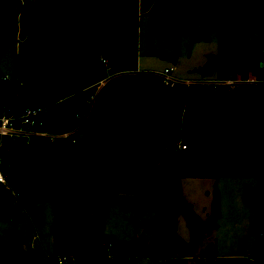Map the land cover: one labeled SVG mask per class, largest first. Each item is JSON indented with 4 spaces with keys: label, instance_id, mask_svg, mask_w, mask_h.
<instances>
[{
    "label": "trees",
    "instance_id": "trees-1",
    "mask_svg": "<svg viewBox=\"0 0 264 264\" xmlns=\"http://www.w3.org/2000/svg\"><path fill=\"white\" fill-rule=\"evenodd\" d=\"M190 1L182 0L172 5L180 7ZM210 1L199 0V4L205 6ZM138 2L58 0V12L62 18L57 22H32L31 30L37 34L62 35L82 25L83 35L74 41L50 37L35 40L33 46L43 52L20 56L19 63L24 72L22 86L16 81L5 89L0 86V104H15L17 108H22L38 101L52 103L62 97L81 95L75 88L51 78L47 67L62 61L72 68L98 63L100 56L108 52L109 40L118 42L119 50L124 49L132 39L136 21L127 19L110 23L105 39L99 42L96 34L100 24L92 20L91 15L95 11L134 12ZM7 3V0H0V28L3 26L1 8ZM35 7L25 3L19 13L29 14ZM221 7L223 13L218 25L233 31L231 40L235 49L220 51L212 65L215 71L225 73L236 70L238 59L256 57L250 36L258 33L264 37V0H223ZM177 18V15H160V28L179 34ZM245 65L249 67V64ZM53 107L50 111L52 124L61 129L59 123L53 120ZM184 119L189 124V133L182 137L181 123ZM87 126L83 129L82 140L75 145L56 141L46 148H12L4 154L8 171L14 164L21 167L22 173L15 172V179L19 180L22 176L32 175L31 165L41 153L44 154V161L52 164L54 193L50 198L53 211L50 233L53 252L50 260L67 256L73 258L75 264H123L122 258L109 257L105 253V245L101 243L103 213L119 194L132 195L135 204L146 208L170 211L173 218L182 214L190 232V242L185 243L176 233L161 225H153L156 237L154 247H147L143 239H134L135 258L163 260L188 257L206 230L216 229L219 216L216 193L210 215L204 221L200 220L182 196L181 176L170 159L167 157L157 163L151 148L138 145L139 138L149 141L162 138L165 142L183 138L189 153L204 158L213 178L216 177L217 159L222 154L223 144L229 142L234 147L236 169L240 171L253 167L264 179V85H241L231 90L222 87L213 93L199 86L167 88L159 76L141 73L118 84L98 104L96 118ZM77 181L85 182V197L95 210L94 223L83 232H79L77 224L68 218L62 204V199L71 193ZM61 187H64L62 191ZM7 198V193L0 188V218L6 215L3 207L8 205ZM253 198L254 192L245 188L244 201L249 203ZM251 210L255 216L251 234H264V202L253 204ZM6 256L18 258L19 264H34L32 254H5L0 238V262ZM203 259L207 264H220L211 246L207 247Z\"/></svg>",
    "mask_w": 264,
    "mask_h": 264
},
{
    "label": "rangeland",
    "instance_id": "rangeland-1",
    "mask_svg": "<svg viewBox=\"0 0 264 264\" xmlns=\"http://www.w3.org/2000/svg\"><path fill=\"white\" fill-rule=\"evenodd\" d=\"M173 1L181 2L182 0H150L147 2H152L149 12L143 15L95 13L92 20L100 23V30L96 35L99 40L105 39L109 23L127 17L137 20L131 44L126 49L119 50L117 48L119 43L112 40L109 45L110 51L104 55L108 60L111 72H108L107 68L100 64L89 67L87 71H83L81 68L74 71L67 62H63L50 66L52 77H58L75 87H86L103 78L107 81L111 79L110 75L115 72L117 67L132 71L138 67L139 72L156 73L157 75H160L166 68L175 67L173 76L178 80L201 77L195 73L197 69L208 63L214 64L215 57L220 51L235 49V43L231 40L232 30H226L223 26L218 25L222 19L223 0H211L205 6H201L199 0H191L187 5L180 7L166 3ZM7 2V5L1 8L3 26L0 28L2 45L0 47V86L3 89L11 84V81H23V67L19 63L21 55L43 52L40 48L29 49L36 38L57 36L55 33L40 35L34 33L30 28L31 23L34 21L57 22L59 19L57 0H48V2L39 0L36 2L35 10L33 9L29 14L21 13L22 16L19 18L16 15L19 13L20 7L25 3L28 6L33 3L29 0L24 4L21 3V0H7ZM147 3L142 2L144 7L147 6ZM144 9L146 10V8ZM144 9L142 8V10ZM159 14H177L180 33H170L161 29L157 17ZM17 33L18 39L16 38ZM82 33V27L79 26L69 33L66 39L72 37L74 40L78 39ZM250 40L253 42V55L256 57L247 60L240 58L237 60L236 70L225 73L216 71L213 77H216L217 74L219 77H225L238 72L251 77L252 74L257 73L254 66L259 55L264 54V37L254 33L250 36ZM246 63L251 64V67L244 68ZM250 70L252 71L248 72ZM5 76H7V81L2 80ZM129 78L130 76H127L124 79L129 80ZM113 83L111 81L105 91L109 90ZM81 95H76L77 97L72 95L75 98L53 107V112L64 118L63 122H68V127L71 126L68 118L77 110L78 112L85 110L81 105ZM107 95L101 92L95 96L92 112L88 124H86L87 128L96 118L98 104L102 103ZM86 96L88 97L87 94L84 97ZM84 128L86 127L81 128L82 133ZM181 132L189 133L188 122L185 120H182ZM179 140L184 142L182 139ZM141 142H146V140L143 139ZM166 149L172 166L181 176L182 196L200 220L204 221L210 215L211 204L216 193L219 201L216 229L206 230L202 240L188 257L163 260L135 258L133 257L134 239H143L146 241L147 247H154L156 237L151 227L153 225H161L164 229L176 233L185 243L190 242L191 236L182 214L173 218L170 211L146 208L143 205L135 204L134 197L125 195L123 198L127 202L128 217L120 224V234L115 235L117 237L115 242H113L114 235L111 231L104 233L103 230L101 241L106 246L108 243L111 245L108 251V246H105V253L122 258L123 264H207L203 255L206 253L207 247L211 246L220 264H264V239L258 238L250 232L254 217L249 205H253L254 201L255 203L264 202V179L258 175L256 169L253 167L240 171L235 169L234 147L229 142H224V153L219 155V160L217 159L215 178L210 176V170L201 155L181 151L177 148L176 141L169 142ZM44 159V154L41 153L31 165L32 175L22 176L19 181L14 179L17 178L15 172L22 173L21 167L14 164L9 169L8 172L15 176L11 179L14 181V186L20 190L21 200L14 202L7 198L8 205L3 207L6 215L0 218V238L3 243V252L6 254L21 252L32 254L34 255V264H53L48 258V256H52L53 252L50 233L53 221L50 203V198L54 193L53 168L52 164L46 163ZM247 187L254 192L251 203L244 201V190ZM63 189L64 187H61L60 191ZM85 190V182L77 181L76 187L62 199L65 213L69 219L76 222L79 232L85 231L95 221V210L91 201L85 197ZM208 212L210 213L206 217ZM145 224L150 227L146 228ZM199 231L202 230L199 229ZM65 264L75 263L70 261Z\"/></svg>",
    "mask_w": 264,
    "mask_h": 264
},
{
    "label": "built area",
    "instance_id": "built-area-1",
    "mask_svg": "<svg viewBox=\"0 0 264 264\" xmlns=\"http://www.w3.org/2000/svg\"><path fill=\"white\" fill-rule=\"evenodd\" d=\"M22 4L24 3L22 2ZM100 63L109 69L105 59H100ZM255 64L254 69L257 70V73H251V77L238 72L235 75L230 74L225 77H219L217 74L216 77L212 75L211 77L201 76L195 79L178 80L173 76L175 72L174 67L163 70L159 77L162 79L163 85L167 88L199 86L207 88L213 93L222 87L231 90L241 85L263 86L264 54L259 55ZM250 65L249 68L251 67ZM244 68L248 67L246 66ZM2 80L7 81V78L4 77ZM17 85L22 86V83L17 82ZM69 98V96L62 97L52 103H42L41 106H37L36 102L29 103L22 108H17L15 104L12 106L3 103L0 104V188L7 193L11 201L19 202L21 200V194L20 190L14 186V181L11 179L13 176L8 174V164L4 157L5 153H9L12 148H46L49 144L56 141H63L67 144L75 145L79 141L81 128L88 123L92 112L95 96L91 95L89 98L87 97L85 99V110L82 113L73 115L76 125L72 129H58L52 124L50 111L53 106L61 104ZM176 142L178 149L187 151L186 143L180 142V140ZM17 180L19 181V179ZM258 238L264 239V234L258 235ZM51 261L53 264H65L70 261L73 262V259L67 256H58L52 258Z\"/></svg>",
    "mask_w": 264,
    "mask_h": 264
},
{
    "label": "crops",
    "instance_id": "crops-1",
    "mask_svg": "<svg viewBox=\"0 0 264 264\" xmlns=\"http://www.w3.org/2000/svg\"><path fill=\"white\" fill-rule=\"evenodd\" d=\"M24 1L25 0H21V3L23 2L24 3ZM28 1V0H27ZM30 2H32L35 6L37 5L36 4V2L37 1H39V0H29ZM40 1H43V2H48V0H40ZM148 1H150V0H148ZM173 2H177V1H173ZM173 2H166L167 4H171V3H173ZM57 3H58V0H57ZM145 3V2H144ZM147 3V2H146ZM152 3V2H151ZM151 3H147V6L146 7H144V4H142V2L141 1H139L138 2V7H137V9H136V11H131V10H129V11H127V12H125V13H112V14H122V15H129V16H131L132 14H141V15H143V14H148V12H149V9H150V7H151ZM22 5V4H21ZM36 8V7H35ZM142 8L144 9V8H146V10L144 9V10H142ZM35 10V9H34ZM1 12H2V9H1ZM34 12V11H33ZM32 12V13H33ZM98 11H95V12H93L92 13V15H91V18L93 17V15L95 14V13H97ZM31 13V14H32ZM103 13V12H102ZM30 14V15H31ZM58 14H59V12H58ZM160 15H162V14H159L157 17H158V20H159V16ZM163 15H177V14H163ZM22 16V14L21 13H18L17 15H16V17L17 18H19V17H21ZM139 16V15H138ZM179 16V15H178ZM30 18V17H29ZM62 18V15H60L59 14V19L57 20V21H59L60 19ZM127 19H130V20H135L134 18H131V17H127V18H124V19H122V20H127ZM119 21H121V20H119ZM136 21V24H137V20H135ZM34 22H37V21H34ZM96 22V21H95ZM112 23V22H111ZM100 24V23H99ZM110 24V23H109ZM108 24V25H109ZM107 25V26H108ZM18 26V25H17ZM79 26H81L82 27V32L84 33V28H83V26L82 25H78L77 26V28L79 27ZM76 28V29H77ZM13 29V28H12ZM107 29V28H106ZM231 30V29H230ZM233 32V31H232ZM71 33V32H70ZM83 33H82V35H83ZM57 36H51L50 38H56V39H62V40H68V41H74V37H72V38H70V39H66V37L67 36H69V33H66V34H62V35H59V34H57V33H55ZM133 34H134V31H133V33H132V39H131V41L133 40ZM17 36H16V38L18 39V33L16 34ZM40 35V34H39ZM82 35H79L80 37L82 36ZM97 35V34H96ZM79 37V38H80ZM233 37V36H232ZM41 38H45V37H41ZM41 38H36L35 40H38V39H41ZM78 38V39H79ZM75 40H77V39H75ZM96 40L97 41H99V42H101V41H103L102 39L101 40H99L98 38H97V36H96ZM131 41H130V43L129 44H131ZM1 42V41H0ZM112 42V40H109L108 41V43H107V45H108V52L110 51V48H109V45H110V43ZM128 44V45H129ZM27 45V44H26ZM127 45V46H128ZM2 46V45H1ZM126 46V47H127ZM28 47H30V46H28ZM119 47H120V44H118V49H119ZM126 47L124 48V49H126ZM26 48H27V46H26ZM25 48V49H26ZM34 48H37V47H34L33 45L29 48L30 50H32V49H34ZM107 52V53H108ZM106 53V54H107ZM106 54H102L101 56H100V58H99V62L98 63H93V64H88V65H76L74 68H72V70H74V71H77V69H79V68H81V70H83V71H87V69H89V67H91V66H93V65H101V66H103L101 63H100V59H105L106 61H107V66H108V68H109V63H108V60L104 57V55H106ZM174 60V59H173ZM63 62H65V61H62V62H59V63H63ZM59 63H53V64H50L48 67H47V70L49 71V73H50V76H51V78H53L52 77V74H51V72H50V66L51 65H58ZM137 65H138V63H137ZM70 66V65H69ZM213 66V65H212ZM104 67V66H103ZM106 68V67H105ZM175 68V67H174ZM139 68L137 67V69H135L134 71H132V70H124V69H121V68H119V67H117V69H115V72L112 74L111 73V75H110V78L111 79H113V78H117V79H115V80H111V79H108L107 81L106 80H104L105 78H103V79H99L98 81H95V82H93V83H91V84H89V85H87L86 87H75L74 85H69V83H66V81H64V80H62V79H59L58 77L57 78H53V79H56L57 81H59V82H61V83H64V84H66V85H68V86H71V87H73V88H75L76 90H78V91H80L81 92V94H83L84 96L87 94L88 95V98H89V96H91V95H94V96H96L97 94H100L101 92H103V93H106V94H109L118 84H120L121 82H123V81H126L127 79H124L125 77H127V76H130V78H131V76L133 77V76H135V75H138V74H141V73H143V72H139V70H138ZM167 69V68H166ZM108 70V72L110 71H112V70H110V68L109 69H107ZM165 70V69H164ZM214 72H216L215 71V69H214V67H213V74H214ZM152 74H155V75H157L156 73H152ZM161 74V73H160ZM157 76H159V75H157ZM5 77H7V76H5ZM129 78V79H130ZM174 78H175V76H174ZM177 79V78H176ZM112 82H114L113 83V85H112V87L109 89V90H107V91H105V88L109 85V83H111V81ZM17 82V81H16ZM22 83V82H21ZM95 88V89H94ZM93 93V94H92ZM83 96V97H84ZM77 97V96H76ZM82 96H81V99L83 100V101H81V105H82V108H85L86 107V103H85V99H86V97H84L83 98ZM72 98H75V97H73V96H71L68 100H70V99H72ZM55 111H56V109H55ZM76 113H82V112H78V110L74 113V114H76ZM73 114V115H74ZM73 115L71 116V117H69L68 119H69V123H70V125L71 126H69L68 127V122H63L65 119L64 118H62V117H59L58 116V113L57 114H55L54 112H53V120L54 121H56V123H59V125H60V128L62 129V130H70V129H72L75 125H76V122H75V120H74V118H73ZM185 120V119H184ZM186 121V120H185ZM187 122V121H186ZM188 126H189V124H188ZM81 134H82V132H81ZM80 134V135H81ZM188 133H185V134H183L182 132H181V135H182V137H184V136H186ZM80 137V136H79ZM146 140V142H141L142 140ZM180 139H182V140H184L183 138H180ZM173 141H175V140H172V139H170V140H168L167 142H165L164 141V139H162V138H155V139H153L152 141H149V140H147V139H145V138H139L138 139V145L139 146H141V147H149V148H152V146H154V145H163L164 146V148H165V150L167 151V149H166V146H167V144L169 143V142H173ZM185 152H187V151H185ZM167 153H168V151H167ZM224 152H223V147H222V154H223ZM222 154H220V155H222ZM168 156H169V153H168ZM219 157V156H218ZM170 159V158H169ZM218 160H219V158H218ZM171 161V160H170ZM233 161H234V155H233ZM172 163V162H171ZM234 163V162H233ZM234 168L236 169V167H235V164H234ZM176 169V168H175ZM183 176V175H182ZM83 181H81V183H82ZM86 185V184H85ZM123 196H125V194H119L117 197H116V200L111 204V205H109L108 206V208H107V210L103 213V230H104V233L106 232H108V231H111V233H112V235H114V241L113 242H115L117 239V237L115 236V235H118V234H120V224L121 223H123V221H125L126 219H127V217H128V215H127V213H126V210H127V208H126V200H125V198H123ZM129 196H131V197H133L132 195H129ZM251 203V202H250ZM257 203V202H256ZM254 204H255V201H254ZM249 207H250V209H251V207H252V205L250 204L249 205ZM251 212H252V210H251ZM210 212H208L207 214H206V217H207V215L209 214ZM252 214H253V217H254V221H255V216H254V213L252 212ZM52 223H53V221H52ZM76 223V222H75ZM254 223V222H253ZM145 227L147 228L148 227V224H145ZM115 231H117V232H115ZM208 233V232H207ZM258 237V236H257ZM102 242V241H101ZM3 244V243H2ZM102 244H104L105 246H106V244L105 243H103L102 242ZM108 246V247H107ZM106 247H107V251H108V248H111V245H110V243H108V245H107ZM37 247V246H36ZM6 254V253H5ZM108 256L109 257H117L118 258V256H116V255H110V254H108ZM48 258L50 259V256H48ZM216 261L218 262V259L216 258ZM121 262H122V260H121ZM20 263V260L18 259V258H16V257H8V256H6L3 260H2V262H0V264H19ZM123 263V262H122Z\"/></svg>",
    "mask_w": 264,
    "mask_h": 264
},
{
    "label": "water",
    "instance_id": "water-1",
    "mask_svg": "<svg viewBox=\"0 0 264 264\" xmlns=\"http://www.w3.org/2000/svg\"><path fill=\"white\" fill-rule=\"evenodd\" d=\"M196 74L202 76V77H211L213 75V66L211 64H205L204 66L200 67L195 71ZM37 106H41L42 103L40 101L36 102ZM84 134L82 133L79 137V140H82ZM154 156L155 161L157 163L162 162L164 159L168 157V153L165 150L163 145H154L151 148Z\"/></svg>",
    "mask_w": 264,
    "mask_h": 264
}]
</instances>
